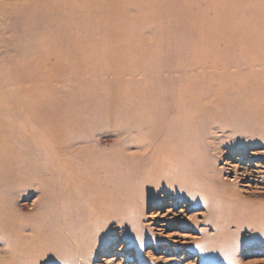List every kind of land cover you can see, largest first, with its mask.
I'll use <instances>...</instances> for the list:
<instances>
[{
	"label": "rangeland",
	"instance_id": "obj_1",
	"mask_svg": "<svg viewBox=\"0 0 264 264\" xmlns=\"http://www.w3.org/2000/svg\"><path fill=\"white\" fill-rule=\"evenodd\" d=\"M174 119H215L207 132L221 150L212 145L216 166L255 206L264 131L249 149L244 129L229 126L264 119V0H0V135L12 151L33 158L63 149L88 124L91 142L79 151L115 158L147 138L132 132L136 121ZM12 186L14 208L30 212L35 193ZM143 201L126 205L131 237L128 225L111 223L110 241L88 252V264H264L263 246L242 235L224 246L205 206L175 189L149 183ZM16 254L0 232V256L20 264ZM39 264L69 263L52 255Z\"/></svg>",
	"mask_w": 264,
	"mask_h": 264
},
{
	"label": "bare ground",
	"instance_id": "obj_2",
	"mask_svg": "<svg viewBox=\"0 0 264 264\" xmlns=\"http://www.w3.org/2000/svg\"><path fill=\"white\" fill-rule=\"evenodd\" d=\"M214 121L174 119L161 126L136 121L132 132H145L147 138L137 140L132 152L115 158L79 151L84 143L91 142L83 135L90 129L88 124L77 126L84 133L73 134L63 149L57 147L33 158L12 151L0 135V232L11 240L17 253L13 258H18L20 264H39L53 255L69 264H88V252L95 253L102 241H110L111 223L119 227L128 225L125 236L131 237L132 210L126 205H144L149 183L173 188L178 198L205 206L204 221L216 230L217 237L223 238L224 246L231 238L240 241L236 238L242 235L244 244L264 247V188L251 192V197L257 198L255 206H245L249 199L228 188V181L223 178L225 169L217 168L213 158L216 154L211 153L214 142L208 141L207 131ZM229 127L233 133L244 129L250 143L247 148L253 149L258 147L253 142L258 138L256 131H264V119L231 121ZM105 142L99 140L95 144ZM234 172L237 174L238 170ZM14 184L22 189L23 197L32 193L37 197L26 214L22 211L28 210V204L14 208ZM230 203L235 206L232 218ZM15 209L19 212L17 222ZM232 227L235 231H230ZM245 229L250 232L249 237H243ZM214 248L217 247H211V253L226 255L227 249ZM204 252L200 251L201 260L206 256Z\"/></svg>",
	"mask_w": 264,
	"mask_h": 264
},
{
	"label": "clouds",
	"instance_id": "obj_3",
	"mask_svg": "<svg viewBox=\"0 0 264 264\" xmlns=\"http://www.w3.org/2000/svg\"><path fill=\"white\" fill-rule=\"evenodd\" d=\"M0 264H12V260L9 257L0 256Z\"/></svg>",
	"mask_w": 264,
	"mask_h": 264
}]
</instances>
